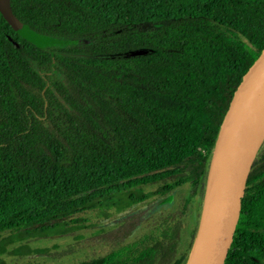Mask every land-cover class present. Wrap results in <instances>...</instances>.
<instances>
[{
  "label": "trees",
  "instance_id": "16d2710c",
  "mask_svg": "<svg viewBox=\"0 0 264 264\" xmlns=\"http://www.w3.org/2000/svg\"><path fill=\"white\" fill-rule=\"evenodd\" d=\"M11 6L36 37L0 12V264H43L36 257L59 245L33 243L80 241L88 230L84 240L104 252L72 264H187L212 150L264 49V0ZM141 49L149 53L121 56ZM254 177L253 169L226 264H264V250L247 244L259 213ZM150 185L155 198L141 192ZM140 204L150 206L103 222L113 207Z\"/></svg>",
  "mask_w": 264,
  "mask_h": 264
},
{
  "label": "water",
  "instance_id": "95a60500",
  "mask_svg": "<svg viewBox=\"0 0 264 264\" xmlns=\"http://www.w3.org/2000/svg\"><path fill=\"white\" fill-rule=\"evenodd\" d=\"M0 12L17 32L35 39L14 14L11 0H0ZM148 53L149 50L141 49L121 56ZM263 141L264 49L238 84L221 125L207 177L199 229L187 264L227 263L249 175Z\"/></svg>",
  "mask_w": 264,
  "mask_h": 264
},
{
  "label": "rangeland",
  "instance_id": "374dc122",
  "mask_svg": "<svg viewBox=\"0 0 264 264\" xmlns=\"http://www.w3.org/2000/svg\"><path fill=\"white\" fill-rule=\"evenodd\" d=\"M264 142V141H263ZM263 144V143H262ZM215 147L212 150V155L214 152ZM157 190L156 186H147L145 187L141 192L142 194L148 196H152L155 191ZM189 191V186H185L183 188H180L176 190L178 197L182 195H186L187 192ZM153 195V196H154ZM154 204L156 202H153ZM198 204V202H197ZM200 204V203H199ZM149 204H140V205H135L131 207L130 209L123 210L121 208L113 207L114 209L110 210L111 212H114V217H112L109 220L103 221L106 225H114L117 220L121 219L122 217L126 216L127 214L131 213L134 210H146L148 209ZM123 210V211H122ZM90 230L85 231L81 234H83L84 238L80 241L73 240V238H64V239H57L55 241H40V242H35L32 244L33 247L37 248H47V247H52L53 244H58L59 248L57 250H54L51 252V255H40L37 256L36 258L43 264H72L75 262H78L86 257H91L93 255L103 253L104 249H102L100 246H89V243H87L85 237L88 235ZM69 252L67 253L66 256H61L62 251L66 250ZM9 260L13 263H19L23 261L19 257H10Z\"/></svg>",
  "mask_w": 264,
  "mask_h": 264
},
{
  "label": "flooded vegetation",
  "instance_id": "af4514ba",
  "mask_svg": "<svg viewBox=\"0 0 264 264\" xmlns=\"http://www.w3.org/2000/svg\"><path fill=\"white\" fill-rule=\"evenodd\" d=\"M253 169H254L255 177L250 181L249 183L250 186L248 187V189L250 193L252 207L255 210H259V213H257L258 220L252 221L251 225L248 227V233L250 234L251 238L249 240L247 239V244L248 247L252 250L257 249L258 247H261V249L264 250V142L261 145L260 150L258 151V154L256 156L251 171H253ZM152 197L155 198L157 196L154 195ZM161 199H162L161 197L160 198L158 197L156 198L155 202H159ZM166 206L167 204H165L162 207L164 208ZM163 208L160 207V209ZM158 209L159 208L157 207L155 212L160 210ZM189 235H190V231L187 230L183 236L182 244L184 246L186 245V241H188L189 239Z\"/></svg>",
  "mask_w": 264,
  "mask_h": 264
}]
</instances>
